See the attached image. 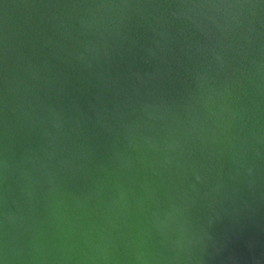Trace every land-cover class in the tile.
<instances>
[{
  "label": "water",
  "instance_id": "water-1",
  "mask_svg": "<svg viewBox=\"0 0 264 264\" xmlns=\"http://www.w3.org/2000/svg\"><path fill=\"white\" fill-rule=\"evenodd\" d=\"M3 264H264V0H0Z\"/></svg>",
  "mask_w": 264,
  "mask_h": 264
},
{
  "label": "clouds",
  "instance_id": "clouds-1",
  "mask_svg": "<svg viewBox=\"0 0 264 264\" xmlns=\"http://www.w3.org/2000/svg\"><path fill=\"white\" fill-rule=\"evenodd\" d=\"M0 264H3V261L2 260H0Z\"/></svg>",
  "mask_w": 264,
  "mask_h": 264
}]
</instances>
